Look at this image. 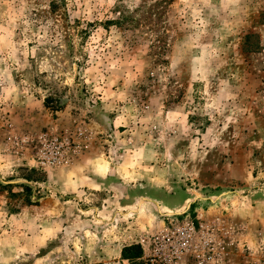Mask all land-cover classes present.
Masks as SVG:
<instances>
[{
	"label": "rangeland",
	"instance_id": "obj_1",
	"mask_svg": "<svg viewBox=\"0 0 264 264\" xmlns=\"http://www.w3.org/2000/svg\"><path fill=\"white\" fill-rule=\"evenodd\" d=\"M54 138L77 154L40 165ZM78 160L128 222L56 190ZM0 183V264H129L130 223L143 257L187 216L211 264H264V0H0Z\"/></svg>",
	"mask_w": 264,
	"mask_h": 264
},
{
	"label": "built area",
	"instance_id": "obj_2",
	"mask_svg": "<svg viewBox=\"0 0 264 264\" xmlns=\"http://www.w3.org/2000/svg\"><path fill=\"white\" fill-rule=\"evenodd\" d=\"M42 140L40 165H67L71 153L77 154L76 149L71 151L68 139ZM212 241L207 229L202 225L198 228L193 219L187 216L175 230L157 237L149 253L142 259L146 264H211Z\"/></svg>",
	"mask_w": 264,
	"mask_h": 264
},
{
	"label": "crops",
	"instance_id": "obj_3",
	"mask_svg": "<svg viewBox=\"0 0 264 264\" xmlns=\"http://www.w3.org/2000/svg\"><path fill=\"white\" fill-rule=\"evenodd\" d=\"M83 161H77L75 162L70 168H68L66 171V175L64 176L63 182L65 183L64 186H60L56 190H61L62 193H78L81 195H85L89 197L90 195L95 196L98 198L101 202L96 204L94 206L95 212H93L94 216V222L98 224H102L105 226H102L103 229L106 230V228L109 227L110 223H116L119 222L121 219V216L124 217V215L128 212V188H125L124 191L119 192L114 187V179L115 172L117 171V168L115 166H112L111 162H107V171L104 174H101L98 171L99 166L96 164H89L85 163L83 165ZM84 168H88L90 170L89 174H86L83 172ZM78 171L82 173V175H79ZM71 173H75L74 176L70 175ZM69 174L70 176H68ZM110 176V177H109ZM123 178V177H119ZM123 183L128 182V178L122 179ZM91 190V191H89ZM66 192V193H65ZM120 193L119 195L116 193ZM123 192V193H122ZM106 197V198H104ZM123 199L122 202L116 204L115 200ZM97 202V201H96ZM128 217H124L125 220L128 222ZM123 219V220H124ZM134 224L130 223L125 229L123 235L125 236L124 241H126L125 245H122V247L119 249L118 254L121 257V250L124 246H129L133 243H140L142 246L143 243V237L142 233H140L138 230L133 229ZM101 226V225H95ZM102 229V228H101ZM129 229V230H128ZM141 234V235H140ZM139 237V238H138Z\"/></svg>",
	"mask_w": 264,
	"mask_h": 264
},
{
	"label": "trees",
	"instance_id": "obj_4",
	"mask_svg": "<svg viewBox=\"0 0 264 264\" xmlns=\"http://www.w3.org/2000/svg\"><path fill=\"white\" fill-rule=\"evenodd\" d=\"M27 174H25L24 179L30 182H44L45 181V175L43 173L38 174L35 169H31L29 171H25ZM2 186L3 184L0 183ZM4 187H7L4 186ZM28 189V187H26ZM142 257V248L138 244H132L129 246H125L121 250V259L126 260L129 262V264H143L141 261Z\"/></svg>",
	"mask_w": 264,
	"mask_h": 264
}]
</instances>
